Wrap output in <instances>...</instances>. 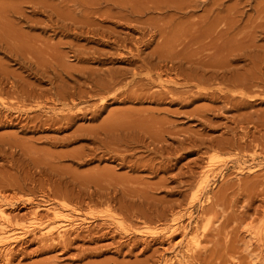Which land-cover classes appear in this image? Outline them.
<instances>
[{
  "label": "rangeland",
  "instance_id": "374dc122",
  "mask_svg": "<svg viewBox=\"0 0 264 264\" xmlns=\"http://www.w3.org/2000/svg\"><path fill=\"white\" fill-rule=\"evenodd\" d=\"M101 1H105V3L103 4ZM143 1L146 2L144 3L146 5H143ZM187 1L192 2L188 3ZM115 2L118 4L120 3V7L118 6V11L117 4L116 6L114 5ZM85 3L89 4V0H0V205L2 207L5 206L7 213L10 214V218L13 219L11 227L9 226L8 229L11 228V231H14L21 228L28 229V226H32L34 219V215L32 213L37 206L41 207L43 210L41 211V214H44H42V217L47 216L43 218L46 221L49 219H54V217L58 215L59 218L62 216V219H66V216H71L70 218L73 217L72 219L87 222L86 226H82L77 231H71L64 239L57 241L44 239L36 232L35 234L29 233L25 238L23 237V240H20L19 243L16 244L11 256L8 259L0 255V264H167L168 260L171 261L172 264H264L263 99H258V101L250 106L238 104L239 100L229 103L223 99H218L220 94L217 89L224 85V83L222 85L219 84L220 86H217L218 84L216 83V85L214 83V85L210 84V86L213 88L209 85H206L207 87L204 86V89H206L209 94H211L210 96H213L214 94L213 98L211 97V99L214 101L210 100L209 94L206 95L208 98L200 97L198 94H196V90H192V87H190L192 91L188 90L190 88H186L187 90L180 89L179 91H175L173 96L175 95L174 98L176 100L173 98V96L170 97L169 94H161L162 98L160 101L158 99H154L153 101L151 99L150 101V98H145L142 99V101L139 100V102L134 100V103V101H127L124 100V98H120L118 100L116 99L117 101L113 99L111 100V103L108 105V107L101 114L97 115L96 118H93L94 110L90 111V109H88V113L85 117L86 120L78 119L76 123L74 122L73 125L70 126L57 125L52 128L48 126L35 127L33 124H27L26 122L17 123V120H14L15 116H12L9 119H4V117H7L9 114L7 105L12 106V108L18 107L21 112H27V110L30 112L36 109L38 102L37 99L32 101L26 100V104L17 102L15 96L11 94L14 90L13 85L22 84L23 86L20 85L22 86L21 88L27 90L32 83V87L34 86V88H38L37 85H39L43 90L49 89V81L51 75L54 74V71L53 69L51 70L50 65H48L49 68L46 69H48V71L50 69L49 73L51 75H48L45 78L40 77L45 66L53 62H50V60L59 59L57 64L56 62L52 64L53 67H55V69L58 71L61 70L63 72L72 74H77L75 72L83 69V67L92 70H112L110 72L118 74H123L126 72L129 73L131 69L133 71L135 67H140L142 64L137 62L139 59L136 57L133 59V56H130L131 54L129 48H131L134 44L132 41H130L131 44H128L130 38L133 40V42L137 37L140 38L142 36H144L145 41H149V39H151L150 42L152 44L150 43V46L146 47L145 49L143 48L144 50H142L141 59H146L147 55H144L147 53L149 54L148 62H150L152 65L154 64L153 66L157 65V63L160 61V63L163 62L164 64L165 62H168V69H170L172 66L171 63L169 64V58H171L173 54L170 53L169 55L168 51H173L175 46V48L179 47L177 50L174 49L173 52L175 55L181 54L182 56L185 55L186 57H191V55H194V59L197 60L199 58H196V56L200 53V56H202V54L204 56L208 54L205 50L207 49L208 43L209 45H212V42H215L213 45H218L219 43L216 42H221L219 40H222V37H224L225 41L223 39V43L221 42L222 44L220 43L219 45H223V47L225 46V50L227 48V51H230V48H232V50H237L241 45L247 46L254 44L255 41V45H263V48L256 45L255 49L262 53H260L261 56L264 54V29L260 31V28H264V0H96V2L95 0L94 2L91 0L90 6H92L94 3L93 6L96 8V10L94 7L93 10L95 12L101 11L100 15L98 14L99 12L94 13L92 9V11L89 10L88 8L91 7ZM95 3L98 4L99 7ZM100 4H102L103 10ZM156 5L158 7L159 5H162L160 6V9L162 10H158L159 8ZM171 5L173 9L176 7L175 9H178V11H180L182 8V11L178 13L172 8L171 10ZM173 5L176 6L174 7ZM144 6H147L146 8L148 9L149 7L150 9L147 10ZM190 6H194V8H190ZM134 7L136 9L138 8V10H136ZM139 7L142 8L143 11ZM164 7H168L170 10H167L168 8L165 9ZM110 9L111 18H114L115 20L116 18L117 20H119V18H123L122 20L125 22L121 20L120 21L124 22V24L116 23L113 21L114 19L112 20L110 18V15H108L110 13ZM139 9L142 11V15L139 14ZM211 10L213 13H209ZM105 11L106 13H104ZM183 11L185 12L183 13ZM72 12L74 14L76 13V16H74ZM171 13L174 16H172ZM186 13H188V15ZM229 13H232L233 16ZM117 14L119 17L115 16ZM122 14H124L126 17H124ZM133 14H135V16ZM176 14L179 16L175 18ZM212 14H215V17H213ZM51 15L54 17H51ZM58 15L63 19L65 18L67 20V24H65L66 20H63ZM71 15L72 17L70 18ZM82 15L84 17H82ZM220 15V18L215 19ZM85 16H88L87 18H93L88 19L89 22H87L86 25L85 23L87 20H84L86 18ZM106 16L108 20H106ZM136 16L138 19H136L137 21L135 20ZM168 16H172L173 18H168ZM208 16L210 18H208ZM75 17L77 22L76 19H72ZM187 17L192 20L191 24ZM222 17H224V19ZM109 18L111 20H109ZM129 18H133L135 20H131L133 24H130ZM147 18L150 20L154 19V21L152 20L149 22V20L147 21ZM163 18H168V22H166L165 19L162 20ZM193 18L195 20H193ZM199 18H201L202 21L200 20L199 22H194L198 21ZM221 18L223 20H221ZM170 19L175 20V25L172 24L173 20L171 21ZM181 19L183 20V23ZM204 19H207L208 21H206L209 23L208 24L206 21V23L204 22V25H206L204 26L205 29L202 25ZM50 20L52 21L50 22ZM70 20H73L71 22L75 21L76 24H79L76 25L75 22L69 23ZM144 20L148 23L143 22ZM157 20L160 25H164V28H162L158 22H156ZM140 21L142 24H145V26L143 25L144 28H142L143 26ZM152 22H154V26H156L155 23H157L158 27L156 26L153 28ZM192 22L198 25H194ZM220 22H222V26L219 28L221 29L219 31L217 26L220 27ZM51 23L54 25L56 24L55 26H58L53 27ZM165 23H168V25ZM210 23L212 24V28ZM256 23H258L259 26ZM180 24L183 25L182 28H180ZM187 24L189 26L186 27ZM135 25L137 27H134ZM147 25H149L152 29H150L149 26L147 27ZM159 26L161 29H166L165 31L167 33L164 30L161 33ZM207 26H209L208 29L206 28ZM255 26L258 29H256ZM214 27L215 29H213ZM251 27H254L255 31L254 29L252 30ZM61 28H64V30H61ZM113 28L120 33H115ZM133 28L136 30H133ZM156 28L159 30L156 31ZM187 28L188 30H192V28L194 30H192L193 32L189 31V34V32H187ZM209 28L213 31L212 32L210 30L212 33L216 31V37L212 33L211 35L209 34ZM229 28L230 30H228ZM76 29H78L77 31L79 32H77ZM93 29L95 33L100 31L101 34L107 36V39L105 38L102 40L103 35H101L102 38L100 35H96L98 37L93 36V39H91L92 37L90 36L88 39L89 36H87V32L89 30L93 31ZM178 29L183 30H181V32ZM198 29L199 31H197ZM206 29L207 31H205ZM73 30H75L77 33H75ZM196 31L199 32V35L196 34ZM163 32L167 35L172 32L170 36L168 35L169 37L167 36L169 38V42H167L168 38L165 37L166 35L163 34ZM178 32L183 33L184 35H182L184 37L187 36L186 34L188 33L189 36H187V41L185 38L187 43L183 42L184 37H182V35H180ZM201 32L203 33L200 36ZM206 32H208V34ZM69 33L72 34L69 36ZM150 33H153V35ZM247 33H249V36ZM63 34L66 36H63ZM83 34L85 35V38ZM191 34L192 36L190 37ZM111 35L113 38H111ZM132 35H134L136 38ZM177 35L178 37L176 38ZM203 35L206 36L203 38ZM207 35L212 37V39L208 37L210 40H212L208 41V43L207 40L209 39L207 38ZM123 36H125V39H128L127 44L125 45L126 48L120 46L116 48V46L113 45L112 40H115L116 38L121 40ZM160 36L161 38L164 36L167 40L161 39L163 42H160ZM256 36L257 38H255ZM180 37L183 39V41H181L182 39L179 40ZM189 37L191 39H189ZM196 37L197 39L199 37L201 38L202 41L199 38L201 43L196 39ZM245 38L247 39L245 40ZM192 40V44L189 43V41ZM35 41L37 43H34L33 45L35 46L32 47V43ZM30 42L32 43L30 44ZM46 42L50 43L51 45L46 46ZM57 42L58 44H61V46L56 45ZM164 42L166 45L163 44ZM180 42H183L182 44L184 47L180 46ZM44 43V47H48V50L46 49L47 51L43 50L45 49L43 48ZM161 43L163 46H160ZM184 43H189L190 47H192L191 49L187 47L190 49L189 51H192L190 53L191 55L189 52H187L188 50H185L186 46ZM202 43L207 44L204 45ZM28 44L30 47H27ZM52 44L56 47H51ZM168 44L176 45L174 47L171 46L170 50L168 49V51H166L165 47H167ZM189 44L187 46H189ZM200 44H202V46ZM41 45L43 49L41 48ZM83 45H86V47ZM156 45L158 49L164 50H160L159 52L162 53L161 55L165 56L162 58L163 61L162 59H159V55L155 54V52L158 50L155 48ZM52 48H56L55 51H61L64 53V56L67 59L64 58L63 54L61 55V52L60 58L59 52L57 53L53 51V54L55 53L54 55H56L55 57L51 53L53 50ZM81 48H87L86 50H88V52L85 51V49L81 50L83 52H80ZM124 49H126L127 52ZM132 49H134V45ZM33 50L38 51L39 55ZM184 50L186 51L187 55L184 53ZM32 51L35 52V57L33 55L34 60L32 59L33 57L31 55L33 53H30ZM44 51L45 54L47 52L45 56ZM48 51L52 55H48ZM76 51H78L80 56L77 55L78 53H76ZM84 51L89 55L87 54V56H84L86 54ZM143 51H145V53H143ZM152 51H154L155 60H153V55V58L150 57L153 53ZM196 51H199L200 53L198 54ZM23 52L26 54L24 57L26 58L27 63L23 57ZM94 52L96 53V56ZM193 52L196 53L194 54ZM18 53H20V55ZM27 53H29L30 56ZM65 54L68 55L66 56ZM127 54H129L130 57H127ZM27 55L29 61L31 60L32 62L30 61L29 63ZM47 55L49 57H47ZM122 55L125 57H122ZM168 55L169 58L167 57ZM36 56H41V59H39L41 61L38 62L44 63L42 64L44 67L41 66V69H43L42 71L39 66L41 63L38 65V62L35 59ZM81 56L83 57L79 59L86 60L85 57L89 58L87 59L88 62H81V60L78 59V57ZM44 57H46V61ZM164 58L165 60L168 58V61H165ZM63 60L65 62L61 63L60 61ZM135 61L137 62V64L134 65L135 67H132V65L128 64V62ZM154 62H156V64ZM66 63L69 66L65 65ZM24 64L26 66L27 64L34 66L27 67L31 70L30 71ZM63 64L65 67L62 68V66H64ZM248 64V62L245 63L244 61L235 63L236 66L239 65L238 67H245ZM185 65L186 66H183L185 71H182V68L180 73L177 72L179 75L175 76L174 74L176 72H174L171 78L174 81H179L180 79L178 80V78H182V82H180L181 80L179 81V85L181 86H184V83L186 84L187 77L185 76H188L191 73V64ZM37 66L39 68H37ZM72 67L74 69L77 68L78 71L76 69L74 70ZM188 67L189 73H187ZM65 68H67L68 71H66ZM69 68L71 69L69 70ZM139 69L141 71L143 70V68ZM140 70H138V72H141ZM245 72L246 71L239 72L240 76L242 75L240 78L246 79L247 76H250L249 73ZM194 73L195 72L192 74ZM144 75L145 72L142 74L143 77H140L142 80L145 79ZM66 76V79H72L68 75ZM48 77H50L49 80ZM46 78L47 80H44ZM123 78L125 83L127 80H129V76H124ZM126 78L127 80H125ZM167 79L168 78H166V80ZM40 80L43 81L39 82ZM18 81L21 82L18 83ZM70 82L71 81L68 80L67 84L72 86V82ZM28 83L30 84L29 86L27 85ZM254 84H259V82ZM132 86L133 85H131L129 88H132ZM157 87V84H154L151 93L154 92V89H157ZM224 87L225 86L222 88ZM134 89L135 88L133 87L130 89V91H134ZM158 89L160 88L158 87ZM252 89L250 90L251 93L253 91L252 94L250 93L251 95L260 94V96L263 95L264 97V93H262L263 89H256V87L255 91ZM215 90L218 93H216ZM240 90L241 89L238 88L236 91ZM162 91L163 90H161V92ZM180 92H182V94ZM197 96H199V100H197ZM187 97H189L190 100ZM192 97L194 100H191L193 99ZM214 97H216L217 100ZM146 99L150 102H147ZM233 105L236 107L234 108ZM225 106L226 109H224ZM82 107L85 108V105H82ZM136 109L137 112L142 115V119L141 115L135 111ZM140 109L142 110V113ZM203 109H205V111H202ZM206 109L209 110L206 111ZM123 110L125 112H123ZM129 110L134 111V113L130 112ZM145 112L148 113L144 116ZM5 113L7 114L5 115ZM122 113L124 115L120 116ZM117 114H119V118L121 120L118 119ZM129 114L134 117L130 115L131 118L129 119L130 116L126 117V115L128 116ZM110 119L115 120L117 124H121L123 128H133L135 122H138L140 124L137 126V128L140 127L145 129L144 126L146 127L149 125L148 127H150V129L146 127L149 132L153 129L155 133L159 134L158 132L160 131L162 138H165L162 140H167V143H163L164 147H167V150H165V147V151H163L165 153L162 152L164 155L160 154L159 156H155L151 153V151H149L148 146L152 143L150 139L151 136L149 135L151 133V135H153V131L150 133L148 132V134H144L147 138L143 135V133L140 134V136L142 135L145 140L140 139V145L142 144L141 147L139 143L135 145L136 147L133 145V148L130 149V152H132V156L134 157H132L131 153H129V156L131 157H129L125 162L120 161V157L107 152L108 150L106 149H98L97 145L93 143V136L91 132H94L97 127L98 130L102 126L105 128L106 124L107 127L111 122ZM9 120L13 122H7ZM144 120L146 121L144 122ZM122 121L126 126H124ZM128 123L130 125L127 126ZM151 124L152 126L154 125V127L150 126ZM241 126H244L245 128L242 127L243 131L241 130L240 132L239 128L241 129ZM102 128L100 130H102ZM137 128L136 130H138ZM157 128L158 131L156 132L155 130H157ZM165 130L167 132H165ZM246 131L248 133L250 132L248 135L249 138L244 137V133ZM172 132L174 133L173 135ZM165 133L167 135H165ZM240 133L244 138L240 137ZM120 134L123 135L124 133ZM240 139H244L245 141L243 140L241 142ZM142 140L144 141L145 145L143 144ZM153 147L154 145H152L150 149ZM165 158H167L170 162H168V160ZM144 159L146 160V163L148 162L147 164L144 162ZM139 161L140 163H138ZM207 162H211L212 164L206 165ZM143 163L146 165H143ZM214 163L217 164L215 165ZM150 165H154L152 166L153 169ZM209 165L217 166H214L216 169L215 172H217L215 175L217 174V176L214 175V177H212V179L214 178V183L211 182L209 187L210 189H208V197L211 198V201L209 200L210 202L204 203L202 205L201 203L197 202L193 205L191 198L195 192V185L198 182L197 180L200 179V174L203 172L200 170L203 169V166H205V169L206 166ZM223 166L224 171L223 168H221ZM124 187H127L125 188L126 190H124ZM133 187L135 190L137 189L141 192L139 191L138 193L137 191L133 190V193L130 190V188L133 189ZM140 196H144V199H141ZM113 198L116 200H113ZM45 208L51 210L53 209L54 212H47ZM189 212L193 215V220L189 226L191 231L190 237L187 239L182 236V233L180 234L178 232L173 236L172 239L168 241L164 240L166 239L164 237L166 232H168V227L172 225L170 224L171 221L173 219H178L179 217L180 221L184 222V225H186L190 222L188 221ZM31 226L29 228H31ZM248 228L252 230L251 232L258 233L262 240L257 241L253 239V236L249 235L248 233ZM192 230H198V234L201 236L200 243L194 250H190L187 245L188 241L192 238V235L195 234L194 232L192 233Z\"/></svg>",
  "mask_w": 264,
  "mask_h": 264
},
{
  "label": "bare ground",
  "instance_id": "6f19581e",
  "mask_svg": "<svg viewBox=\"0 0 264 264\" xmlns=\"http://www.w3.org/2000/svg\"><path fill=\"white\" fill-rule=\"evenodd\" d=\"M120 1V0H119ZM139 1V0H138ZM160 1V0H159ZM185 1V0H184ZM93 2H94V0H93ZM95 2H96V0H95ZM100 2V1H99ZM103 1H101V3H102ZM148 2V1H147ZM155 2V1H154ZM164 2V1H163ZM167 2V1H166ZM165 2V3H166ZM188 2V1H187ZM189 2H192V1H189ZM188 2V3H189ZM49 3V2H48ZM48 3H46V4H48ZM105 3V1L103 2V4ZM137 3V2H136ZM144 3H146V2H144L143 1V5H146V4H144ZM167 3H169V2H167ZM179 3V2H178ZM186 3V2H185ZM82 4V3H81ZM85 4H87V3H85ZM90 4H91V0H89V4H87V5H89L90 6ZM96 4V3H95ZM116 4H117V11L119 10L118 9V6L120 5V3L118 4V3H116L115 2V6H116ZM124 4H126V3H124ZM135 4V3H134ZM138 4V3H137ZM136 4V5H137ZM139 4L141 5V3L139 2ZM161 4V3H160ZM171 4V3H170ZM208 4V3H207ZM218 4V3H217ZM83 5V4H82ZM94 5V3L92 4V6H90L91 8H88L89 10H93V6ZM96 5H98V4H96ZM101 5V8H102V4H100ZM113 5V6H114ZM140 5H138V6H140ZM164 5V4H163ZM168 5V4H167ZM185 5V4H184ZM190 5H192V4H190ZM214 5V4H213ZM107 6H108V4H107ZM112 6V7H113ZM135 6V5H134ZM137 6V7H138ZM147 6H148V4H147ZM147 6H144L145 8L147 7ZM157 6V5H156ZM160 6H162V5H159V9L158 10H162V9H160L161 7ZM174 6V5H173ZM176 6V5H175ZM174 6V7H175ZM179 6V5H178ZM217 6V5H216ZM47 7V6H46ZM98 7H99V5H98ZM98 7H97V9H98ZM104 7V6H103ZM120 7V6H119ZM121 7H122V5H121ZM126 7V6H125ZM128 7H129V5H128ZM142 7V6H141ZM156 7V8H157ZM170 7V6H169ZM95 8V7H94ZM114 8V7H113ZM135 8V7H134ZM140 8V7H139ZM144 8V9H145ZM154 8V7H153ZM165 8V7H164ZM166 8H168V7H166ZM165 8V9H166ZM172 8V5H171V7H170V9ZM176 8V7H175ZM173 9V10H176V9ZM181 8V7H180ZM190 8H194V6L193 7H191L190 6ZM105 9V8H104ZM124 9V8H123ZM130 9H131V7H130ZM136 9V8H135ZM140 9H142V8H140ZM140 9H139V11H140ZM147 9V8H146ZM150 8L148 7V9L147 10H149ZM169 8L167 9V10H170ZM171 9V10H172ZM182 9V8H181ZM180 9V11H182ZM189 9V8H188ZM83 10H85V9H83ZM91 10V11H92ZM95 10H96V8H95ZM102 10H103V8H102ZM106 10V9H105ZM127 10H128V8H127ZM136 10H138V8L136 9ZM153 10V9H152ZM229 10H231V9H229ZM17 11V10H16ZM81 11V10H80ZM94 11V10H93ZM108 11H109V9H108ZM114 11V10H113ZM113 11H112V14H113ZM131 11H132V9H131ZM130 11V12H131ZM138 11V12H139ZM142 11H143V9H142ZM142 11H140L139 12V14H141L142 15ZM160 11H158V12H160ZM166 11V10H165ZM180 11H178V9L176 10V12H180ZM74 12V11H73ZM72 12V13H73ZM96 12H99L98 14L100 15V12L101 11H96ZM95 11H94V13H96ZM120 12V11H119ZM128 12V11H127ZM127 12H125V13H127ZM168 12V11H167ZM175 12V11H174ZM185 11H183V13H184ZM209 12V11H208ZM212 12V10L209 12V13H211ZM53 13V12H52ZM57 13V12H56ZM72 13H70V14H72ZM78 13V12H77ZM81 13V12H80ZM83 13H84V11H83ZM104 13H106V11L104 12ZM118 13V12H117ZM129 13V12H128ZM182 13V12H181ZM213 13V12H212ZM214 13H216V12H214ZM221 13V12H220ZM67 14V13H66ZM74 14V13H73ZM76 14V13H75ZM74 14V16H76ZM79 14V13H78ZM86 14V13H85ZM90 14H91V12H90ZM102 14V13H101ZM111 14V9H110V13L108 14V15H110ZM115 14V13H114ZM136 14H137V12H136ZM138 14V15H139ZM144 14V13H143ZM149 14V13H148ZM153 14H154V12H153ZM175 14V13H174ZM187 15H188V13H186ZM186 14H184V15H186ZM193 14H194V12H193ZM219 14V13H218ZM230 15H232V13H229ZM240 14V13H239ZM105 15H107V14H105ZM104 15V16H105ZM107 15V16H108ZM119 15H120V13H119ZM123 16H124V14H122ZM128 15V14H127ZM134 16H135V14H133ZM168 15V14H167ZM171 15H172V13H171ZM182 15V14H181ZM186 15V16H187ZM213 15V14H212ZM215 15V14H214ZM213 15V17H215ZM241 15H242V13H241ZM262 15V14H261ZM56 16V15H55ZM59 16V15H58ZM107 16H106V20H108V18H107ZM114 16V15H113ZM116 17L118 16V14L117 15H115ZM121 16V15H120ZM122 16V17H123ZM133 16V17H134ZM145 16V15H144ZM144 16H142V17H144ZM172 16H174V15H172ZM170 17V16H168V18H173V17ZM179 15H177L176 14V16H175V18L176 17H178ZM190 16H192V15H190ZM211 16V15H210ZM233 16V15H232ZM243 16V15H242ZM51 17H54V16H52L51 15ZM59 17H61V16H59ZM65 17V16H64ZM69 17V16H68ZM67 17V18H68ZM72 17V15L70 16V18ZM82 17H84L83 15H82ZM86 18L88 17V16H85ZM101 17V16H100ZM119 17V16H118ZM124 17H126V16H124ZM139 17V16H138ZM183 17V16H182ZM181 17V18H182ZM189 17V16H188ZM187 17V18H188ZM193 17V16H192ZM195 17V16H194ZM205 17V16H204ZM212 17V16H211ZM212 17V18H213ZM217 17V16H216ZM221 17V15L220 16H218L217 18H215V19H218V18H220ZM264 17V16H263ZM50 18V17H49ZM62 18V17H61ZM70 18H68V19H70ZM78 18H80V17H78ZM84 19V20H87L86 21V23H85V25L87 24V22H89L88 21V19H90V18H92V17H90V18H87V19ZM110 18H111V15H110ZM109 18V20H111ZM141 18V17H140ZM149 18V17H148ZM147 18V21L149 20V22H151L152 20L154 21V19H148ZM167 18V19H168ZM197 18H198V16H197ZM208 18H210L209 16H208ZM207 18V19H208ZM223 19H224V17H222ZM221 18V20H223ZM259 18V17H258ZM50 19H52V18H50ZM63 19V18H62ZM72 19H76V17L75 18H72ZM81 19H83V18H81ZM93 19V18H92ZM91 19V20H92ZM100 19V18H99ZM98 19V20H99ZM102 19H103V17H102ZM105 19V18H104ZM114 19V18H113ZM112 19V20H113ZM123 19V18H122ZM122 19H120L119 18V20H117V18H116V20L114 19L113 21L114 22H116V23H123L124 24V20H122ZM133 19V18H132ZM132 19H130L129 18V20H130V24L132 23V21L134 20H132ZM137 19V16H136V18H135V20ZM165 19V21L166 22H168V20L166 19V18H163L162 20H164ZM183 19V18H182ZM181 19V20H182ZM189 19V18H188ZM207 19H204V21H203V27L204 26H206V25H204V22L207 20ZM61 20V19H60ZM63 20H66L65 18L63 19ZM83 20V21H84ZM124 21V22H121V21ZM132 20V21H131ZM134 20V21H135ZM138 20V19H137ZM136 20V21H137ZM141 20V19H140ZM143 20V19H142ZM171 20V19H170ZM173 20V19H172ZM171 20V21H172ZM178 20V19H177ZM184 20V19H183ZM183 20H182V23H183ZM193 20H195L194 18H193ZM198 20V19H197ZM201 20V18H199V20L198 21H194V22H199ZM213 20V19H212ZM220 20V21H221ZM235 20V19H234ZM52 20H50V22H51ZM71 21H73V20H70V22L69 23H74V22H71ZM80 21H82V20H80ZM113 21H112V23H113ZM118 21H120V22H118ZM147 21H143V22H145V23H148ZM170 21V22H171ZM174 21L175 20H173V22H172V24H174ZM189 21H190V24H191V19H189ZM202 21V20H201ZM208 21V20H207ZM206 21V22H207ZM211 21V20H210ZM216 21V20H215ZM219 21V20H218ZM227 21V20H226ZM53 22H54V20H53ZM76 22H77V19H76ZM76 22H75V24H76ZM78 22H79V20H78ZM85 22V21H84ZM93 22V21H92ZM91 22V23H92ZM101 22V21H100ZM126 22H128V21H126ZM141 22V21H140ZM139 22V23H140ZM156 22H158V20L156 21ZM169 22V23H170ZM178 22V21H177ZM194 22H192V23H194ZM205 22V23H206ZM259 22V21H258ZM56 23V22H55ZM90 23V24H91ZM106 23H108V22H106ZM185 23V22H184ZM208 23V22H207ZM212 23V22H211ZM210 23V24H211ZM215 23V22H214ZM262 23V22H261ZM52 25H53V27L57 24H53V23H51ZM65 24H67V20H66V22H65ZM79 23H77L76 25H78ZM93 24V23H92ZM96 24V23H95ZM105 24V23H104ZM114 24V23H113ZM123 24H121V25H123ZM129 24V23H128ZM133 24V23H132ZM138 24V23H137ZM141 24H142V22H141ZM141 24H140V28H141ZM152 24H153V28L154 27H158V24H159V22H158V24L157 23H155L156 24V26H154V22H152ZM162 24V23H161ZM165 24H167L168 25V23H165ZM172 24L170 23V25L172 26ZM209 24V23H208ZM207 24V25H208ZM226 24V23H225ZM231 24V23H230ZM257 25H258V23H256ZM264 24V23H263ZM71 25V24H70ZM81 25V24H80ZM97 25V24H96ZM118 25V24H117ZM116 25V26H117ZM126 25V24H125ZM124 25V26H125ZM145 26V24H142V26ZM160 25V24H159ZM175 25V24H174ZM181 25V24H180ZM194 25H198V24H195L194 23ZM214 25V24H213ZM217 25H219V24H217ZM246 25V24H245ZM50 26V25H49ZM48 26V27H49ZM58 26V25H57ZM57 26H55V27H57ZM101 26V25H100ZM120 26V25H119ZM129 26V25H128ZM144 26L142 27V28H144ZM149 25H147V27H148ZM162 28H164L163 26V24L162 25H160ZM159 26V28L161 29V27ZM187 26H189L188 24L186 25V27ZM201 26V25H200ZM210 26V25H209ZM209 26H207L206 28L208 29V27ZM221 26H222V22H220V27L219 26H217L218 28V30L220 31L221 29H219V28H221ZM225 26V25H224ZM259 26V25H258ZM52 27V26H51ZM60 27H62V26H60ZM90 27V26H89ZM93 28H95L94 26H92ZM103 27V26H102ZM132 27V26H131ZM134 27H137L136 25L134 26ZM173 27V26H172ZM183 27V25H181V27L180 28H182ZM185 27V28H186ZM203 27H202V29H203ZM216 27V26H215ZM215 27L213 28V29H215ZM246 27V26H245ZM50 28V27H49ZM59 28V27H58ZM78 28V27H77ZM116 28V27H115ZM120 28V27H119ZM149 28H150V26H149ZM166 28H167V26H166ZM189 28V27H188ZM188 28H187V30H188ZM191 28V27H190ZM211 28H212V24H211ZM249 28V27H248ZM252 28V30L254 29V27H251ZM255 28L256 29H258L256 26H255ZM60 29V28H59ZM97 29V28H96ZM101 29V28H100ZM104 29V28H103ZM105 29H106V27H105ZM112 29V28H111ZM114 29V28H113ZM130 29H132V28H130ZM135 28H133V30H134ZM148 29V28H147ZM150 29H152V28H150ZM168 29V28H167ZM170 29V28H169ZM174 29V28H173ZM201 29V30H202ZM204 29H205V27H204ZM207 29L205 30V31H207ZM223 29V28H222ZM238 29V28H237ZM261 30L260 31H262V29H264V28H260ZM47 30V29H46ZM56 30V29H55ZM58 30V29H57ZM61 30H64V28L62 29L61 28ZM78 29H76V31H77ZM80 30H82V29H80ZM99 30V29H98ZM115 30V33H120V32H117V30L116 29H114ZM128 30V29H127ZM136 30V29H135ZM156 31H158L159 29H155ZM164 29H161L160 31H161V33H162V31H163ZM166 30V29H165ZM164 30V31H165ZM172 30V29H171ZM176 30V29H175ZM178 30H183V29H178ZM192 30H194L193 28H192ZM191 29L190 30H188L187 32H193ZM200 30V31H201ZM211 29L209 28V34L211 35V33L213 32L212 30V32L210 31ZM217 30V31H218ZM226 30V29H225ZM228 30H230V28L228 29ZM251 30V31H252ZM53 31H54V29H53ZM72 31V30H71ZM71 31H69V32H71ZM73 31H75V30H73ZM75 31V33H77V32H79V31H77L76 32ZM87 31V30H86ZM112 31V30H111ZM131 31V30H130ZM138 31H140V30H138ZM137 31V32H138ZM144 31V30H143ZM145 31H146V29H145ZM184 31H186V30H184ZM197 31H199V29L197 30ZM196 31V32H197ZM204 31V32H205ZM254 31H255V29H254ZM64 32V31H63ZM62 32V33H63ZM67 32V31H66ZM106 32H107V30H106ZM109 32V31H108ZM114 32V31H113ZM113 32H112V35H113ZM126 32V31H125ZM129 32V31H128ZM133 32H135V31H133ZM148 32V31H147ZM166 32V31H165ZM182 32V31H181ZM190 32H189V34H190ZM216 32V31H215ZM212 33L214 36H215V34L217 35V33ZM247 32V31H246ZM257 32H258V30H257ZM56 33V32H55ZM62 33H61V35H62ZM127 33V32H126ZM139 33V32H138ZM137 33V34H138ZM167 33V32H166ZM170 33V32H169ZM172 33V32H171ZM170 33V34H171ZM180 35H182L183 33H180V32H178ZM199 32H197L196 34H198ZM203 32H201L200 33V36H201V34H202ZM207 34H208V32H206ZM205 33V34H206ZM224 33V32H223ZM65 34V33H64ZM63 34V36H66V35H64ZM72 34V33H71ZM70 33H69V36L71 35ZM74 34V33H73ZM142 34V33H141ZM147 34V33H146ZM151 34V33H150ZM157 34V33H156ZM158 34H160V33H158ZM163 34H165L164 32H163ZM170 34H168L169 36H170ZM178 34V35H179ZM218 34H219V32H218ZM225 34V33H224ZM4 35V34H3ZM25 35V34H24ZM96 35H103V34H101L100 33V31H98V32H96L95 33V31H94V29H93V31H91V30H89L88 32H87V36H89L88 37V39L90 38V36L92 37L91 39H93V36L95 37ZM112 35H111V38H113L112 37ZM128 35V34H127ZM136 35V34H135ZM149 35V34H148ZM151 35H153V33L151 34ZM166 36V38H168L169 36L167 35V34H165ZM178 35L176 36V38L178 37ZM184 35V34H183ZM182 35V37H184ZM187 36H189L188 35V33L186 34ZM199 35V34H198ZM247 35L249 36V33H247ZM246 35V36H247ZM251 35V34H250ZM23 36V35H22ZM83 36H84V38H85V35L83 34ZM87 36H86V38H87ZM98 36H96V37H98ZM118 36V35H117ZM129 36V35H128ZM127 36V37H128ZM132 36H134V35H132ZM150 36V35H149ZM168 36V37H167ZM187 36H185L184 37V41H183V39L180 37L179 38V40L180 39H182L181 41H183V42H186L187 41ZM192 36V34L190 35V37ZM204 36H206V35H203V38H204ZM219 36V35H218ZM247 36V37H248ZM258 36V35H257ZM257 36L255 37V38H257ZM261 36V35H260ZM262 36H263V34H262ZM28 37V36H27ZM76 37V36H75ZM75 37H73V38H75ZM107 36H104L103 35V38H102V36H101V38H102V40L103 39H105ZM125 36H123V41H122V39L121 40H119V38L117 39H115V40H112V43H113V45L114 46H116V48L117 47H125L126 48V44H127V41H128V39H125L124 38ZM131 37V36H130ZM129 37V38H130ZM135 37V36H134ZM151 37H153V36H151ZM156 37V36H155ZM164 36L161 38V36H160V42L162 41V40H165L166 38H165ZM189 37V39H191ZM198 37V36H197ZM197 37H196V39H197ZM208 37H210L211 39H212V37L211 36H208L207 35V38ZM216 37V36H215ZM214 37V38H215ZM225 37H227V36H225ZM242 37V36H241ZM251 37V36H250ZM82 38V37H81ZM83 38V39H84ZM136 38V37H135ZM150 38V37H149ZM148 38V39H149ZM185 38H186V41H185ZM200 38V37H199ZM199 38L197 39V40H199ZM202 38V39H203ZM206 38V37H205ZM221 38V37H220ZM223 39H224V37H222ZM221 38V39H222ZM77 39V38H76ZM88 39H87V42H88ZM107 39V38H106ZM162 39V40H161ZM209 39V38H208ZM218 39V38H217ZM222 39V40H223ZM247 38H245V40H246ZM260 39V38H259ZM11 40H13V39H11ZM42 40V39H41ZM84 40H86V39H84ZM96 40H98V39H96ZM102 40H100V41H102ZM150 40L151 39H149V41L148 40H146V41H148V42H146L145 41V39H144V36H142V37H140V38H136L135 40H134V42H133V40H131V38H130V40L128 41V44H131L130 43V41H132V43H134L133 45H134V49H132V47H133V45H132V47L131 48H129V51H130V56H133V59H134V57H136L137 59H139L137 62H140L142 65L139 67H135L134 65L135 64H137V62L135 61V62H128V64L129 65H132V67H135L136 68V70H135V68H134V70L132 71V69L130 70V72L128 73V72H126V73H123V74H118V73H112V72H110V71H112V70H108V71H102V70H98V69H96V70H92V69H89V68H85V67H83V69H80L79 71H78V69L77 68H75L78 72H75V73H77V74H72V73H67V72H63V71H58L57 69H55V67H53V63H55L56 62V64H57V62L59 61V59H53V60H50V62H52V63H50V64H47V66H45V68H44V70L43 69H41V66L42 67H44L42 64H44V63H42V62H38V61H41V60H39V59H41V56H36V61L38 62V65H39V63H41L39 66H40V69H41V71H42V75H41V77L40 78H42V77H47L48 75H51L49 72H50V69H49V71H48V69H46V68H49L48 67V65H50V67H51V70L53 69V71H54V74L53 75H51V78L50 77H48V80H49V78H50V81H49V84H50V87H49V89H46V90H43L42 88H40V86L39 85H37V87L38 88H34V86L32 87V83H31V86H29L30 84L28 83L27 85L29 86V88L27 89V90H25L24 88H21L23 85L22 84H20V85H22V86H20V85H18V84H14L13 85V91H12V93L11 94H13L14 96H15V99L17 100V102L18 103H24V104H26L25 103V101L26 100H34V99H37L38 100V102H37V106H36V109L34 110V111H30V112H28V110H27V112H21L20 110H19V108L17 107V108H12V106H8L7 105V110L9 111V114L7 115V117H4V119H9V118H11L12 116L14 117L15 116V119L14 120H17V123L19 122V123H23V122H26L27 124H33L35 127H41V126H48V127H54V126H57V125H66V126H70V125H73V123L75 122L76 123V121L79 119V120H86L85 119V117H86V115H87V113H88V109H90V111H93V118H96L97 117V115H99V114H101L107 107H108V105L111 103V100H118V99H120V98H124V100H127V101H138L139 102V100H141L142 101V99H145V98H150V101H151V99H152V101L154 100V99H158L159 101H160V99L162 98V96H161V94L162 95H166V94H169L170 95V97L171 96H173V94H174V92L175 91H179L180 89L182 90V89H188V88H190V87H192L193 89L192 90H196V94H198L200 97H206V95H208L209 94V92L206 90V89H204V86H206V85H209L210 86V84H213L214 85V83L217 85V86H220V85H222L223 83H224V85H222V86H220L217 90L219 91V97L217 96V94H216V96L218 97V99L220 98V99H223V100H225V101H228L229 103H232V102H234V101H237V100H239L238 101V104H240V105H243V106H246V105H248V106H250V105H252V104H254L256 101H258V99H263L264 100V97H263V95L262 96H260V94H253V95H251L252 93H253V91H252V93H251V89L252 88H254V89H252V90H254L255 91V87H256V89H263L262 90V93H264V54L263 55H261L260 56V53L261 52H258V50H255L256 49V45H258V44H256L255 45V41H254V44H251V45H247V46H245V45H241V46H239L238 47V49H237V47H236V49L237 50H232V48H230V46H229V48L231 49L230 51H227V48H226V50H225V46L223 47V45H219L221 42L223 43V41L222 40H219V41H221V42H216V43H219L218 45H213V44H215V42H212V45L210 44L209 45V43H208V41H212V40H207V49H205L206 50V52L208 53L206 56H204L203 54H202V56H200L201 55V53L199 52V51H196V52H198V54L199 55H197L196 56V58H199V59H194L195 57H194V55H191L190 53L192 52V51H189L192 47H190V44L189 43H191V42H193V40L192 41H189V46H187L188 44H185V46H186V48L187 47H189L190 49H186L185 48V50L187 51V52H189V54L191 55V57H186L185 55H181V54H176L175 55V53L173 52L174 51V49H179V47L178 48H175L176 46V44L174 45H170V44H168L167 45V47H169V48H167V47H165V50L166 51H168V49L170 50V48H171V46H175L174 47V49H173V51H168V54L170 55V53H173L172 54V56H171V58H169V55L167 56L168 58H169V64L171 63L172 64V66H171V68L170 69H168L167 68V63L168 62H165V64L162 62V63H157V65H155V66H153L150 62H148L149 61V54H145L144 56H146V59H144V60H142L141 59V55H142V50H144L146 47H148V46H150L149 44L151 43L150 42ZM158 40V39H157ZM167 40V39H166ZM200 40H201V38H200ZM199 40V42L201 43V41ZM205 40V39H204ZM241 40V39H240ZM248 40H249V38H248ZM46 41V40H45ZM108 41H109V39H108ZM159 41V40H158ZM177 41H178V39H177ZM176 41V42H177ZM196 41V40H195ZM224 41H225V39H224ZM232 41V40H231ZM86 42V41H85ZM157 42V41H156ZM159 42V43H160ZM163 42V41H162ZM166 42V41H165ZM165 42L163 43V44H165ZM167 42H169V38H168V41ZM175 42V41H174ZM173 42V43H174ZM183 42H180L181 43V45L180 46H183L184 47V45L182 44ZM236 42V41H235ZM240 42V41H239ZM243 42L245 43V41L243 40ZM257 42V41H256ZM11 43V42H10ZM32 42H30V44H31ZM34 43H37L36 41L35 42H33L32 43V47H34L35 45H33ZM61 43H62V41H61ZM102 43V42H101ZM104 43V42H103ZM105 43H106V41H105ZM104 43V44H105ZM187 43V42H186ZM205 43V42H204ZM204 43H202V44H204ZM221 43V44H222ZM230 43V42H229ZM237 43V42H236ZM235 43V44H236ZM243 43V44H244ZM246 43H247V41H246ZM5 44V43H4ZM9 44V43H8ZM47 44H49V45H47ZM69 44V43H68ZM67 44V45H68ZM72 44H75V43H72ZM120 44V45H119ZM152 44V43H151ZM156 44V43H155ZM162 44V43H161ZM160 44V46H163V44L161 45ZM192 44V43H191ZM202 44H200L201 46H202ZM206 44H204V45H206ZM226 44H227V41H226ZM234 44V45H235ZM241 44V43H240ZM43 45V44H42ZM42 45H41V48H42ZM51 44L50 43H47L46 42V46H50ZM56 45H60L61 46V44H58V42H57V44ZM66 45V46H67ZM89 45V44H88ZM107 45V44H106ZM166 45V44H165ZM238 45V44H237ZM236 45V46H237ZM11 46V45H10ZM14 46H15V44H14ZM18 46V45H17ZM30 47V45L28 44L27 45V47ZM45 46V43H44V45H43V48H45L44 47ZM59 46V47H60ZM71 46V45H70ZM84 46V45H83ZM131 46V45H130ZM258 46H260V45H258ZM263 46V45H262ZM262 46H260V47H262ZM31 47V48H32ZM51 47H56L55 45H53L52 44V46ZM84 47H86V45L84 46ZM110 47V46H109ZM232 47V46H231ZM235 47V46H234ZM42 48V49H43ZM111 48H113V47H111ZM144 48V49H143ZM154 48V47H153ZM155 48H157L158 49V47H157V45H156V47ZM263 48V47H262ZM16 49H18V48H16ZM48 50V47L47 48H45V49H43V50H45V51H47ZM53 49V50H52ZM51 50H52V54H53V51H55L56 50V48L54 49V48H52ZM57 49H58V47H57ZM74 49V48H73ZM78 49V48H77ZM83 49H85V51H87L88 52V50H86L87 48H83ZM82 48L80 49V52H83V51H81V50H83ZM88 49H89V47H88ZM121 49V48H120ZM171 49V50H172ZM257 49H258V47H257ZM61 50V49H60ZM79 50V49H78ZM92 50V49H91ZM124 50H126V49H124ZM159 50V51H158ZM156 52H155V54L156 55H159V59H162L163 57H165L164 55H161L162 53H159L160 52V50L161 51H164L163 49H158ZM175 50V51H176ZM181 50V49H180ZM184 50V51H185ZM259 50H263V49H259ZM26 51V50H25ZM28 51V50H27ZM33 51H35V50H33ZM30 52V53H33V54H31L32 55V57H33V55L35 54V52L36 53H38V55H39V52L38 51H35V52ZM40 51H41V49H40ZM45 51H44V56L47 54V52H46V54H45ZM73 51V50H72ZM84 51V52H85ZM93 51H94V49H93ZM146 51V50H145ZM145 51H143V53H145ZM182 51V50H181ZM186 51L184 52V53H186ZM49 52V51H48ZM55 52H59V51H55ZM61 52V51H60ZM60 52H59V56H60ZM87 52H85L83 55L84 56H87ZM90 52V51H89ZM92 52V51H91ZM95 52H97V51H95ZM94 52V53H95ZM122 52V51H121ZM126 52H127V50H126ZM153 53L151 54V52H150V54H151V56L150 57H152V55H153V57H154V51H152ZM177 52V51H176ZM183 52V51H182ZM196 52H193L194 54L196 53ZM24 54H23V57L24 56H26V54H25V52H23ZM41 53V52H40ZM50 52L48 53V55L49 54H51ZM76 53H78V51H76ZM93 53V54H94ZM103 53V52H102ZM165 53V52H164ZM184 53H182V54H184ZM14 54V53H13ZM19 55H20V53H18ZM28 55H29V53H27ZM51 54V55H52ZM55 54V53H54ZM53 54V55H54ZM63 54V56H64V53H62L61 52V55ZM82 54V53H81ZM93 54H92V56H93ZM105 54V53H104ZM109 54V53H108ZM189 54H188V56H189ZM206 54V53H205ZM262 54V53H261ZM28 55H27V58H28ZM37 55V54H36ZM47 55V57H49ZM66 55V54H65ZM68 55V54H67ZM66 55V56H67ZM74 55V54H73ZM77 55H79L80 56V54L78 53ZM76 55V56H77ZM89 55V54H88ZM101 55V54H100ZM126 55V54H125ZM165 55H167V54H165ZM186 55H187V53H186ZM30 56V55H29ZM55 57H56V55H54ZM63 56H62V59H63ZM95 56H96V53H95ZM104 56V55H103ZM129 56V54H127V57ZM129 56V57H130ZM182 56V57H181ZM185 56V57H184ZM199 56V57H198ZM204 56V57H203ZM34 57H35V55H34ZM34 57L32 58L33 60H34ZM75 57V56H74ZM83 56H81V57H78V59L79 58H82ZM89 57V56H88ZM105 57V56H104ZM114 57V56H113ZM121 57V56H120ZM122 57H125V56H123L122 55ZM121 57V58H122ZM152 57V58H153ZM25 58V57H24ZM46 57H44V59H45ZM60 58H61V56H60ZM64 58H66L65 56H64ZM132 58V57H131ZM130 58V59H131ZM157 58V57H156ZM168 58L166 59L167 61H168ZM194 60H193V59ZM31 59V58H30ZM44 59H43V62H44ZM52 59V58H51ZM67 59V58H66ZM69 59V58H68ZM85 59L86 60H83V59H79V60H81V62H88V60L87 59H89V58H86L85 57ZM136 59V60H137ZM22 60V59H21ZM47 59H45V61H46ZM97 60V59H96ZM153 60H155V57H154V59ZM158 60V59H157ZM164 60H165V58H164ZM165 60V61H166ZM199 60H201V61H199ZM25 61H26V63H27V60H26V58H25ZM28 61H29V58H28ZM31 61V60H30ZM30 61H29V63H30ZM119 61H120V59H119ZM128 61V60H127ZM131 61V60H130ZM151 61V60H150ZM162 61H163V59H162ZM239 61H244L245 63L246 62H248L249 64L248 65H246L245 67H238V66H236L235 65V63H237V62H239ZM24 62V61H23ZM32 62V61H31ZM35 62V61H34ZM36 62V63H37ZM61 63L62 62H65L64 60L63 61H60ZM96 62H98V61H96ZM100 62V61H99ZM113 62V61H112ZM126 62V61H125ZM158 62V61H157ZM176 62V63H175ZM35 63V64H36ZM69 63V62H68ZM83 63V64H84ZM90 63V62H89ZM95 63V62H94ZM101 63V62H100ZM127 63V62H126ZM153 63V62H152ZM155 64H156V62H154ZM33 64V63H32ZM185 64H191V70H190V74L188 75V76H185V77H187V80H186V78H185V80H186V84L184 83V86H181V85H179V83L180 82H182V78H178V80L180 81H174V80H172L171 78H172V75H173V73L174 72H176L174 75L175 76H177V75H179L178 73H180V71H181V69L183 68V66H186ZM243 64V63H242ZM241 64V65H242ZM25 65V64H24ZM24 65H22V66H24ZM46 65V64H45ZM64 65V64H63ZM65 65H67V63L65 64ZM65 65L64 66H62V68L63 67H65ZM128 65V66H129ZM26 66V65H25ZM24 66V67H25ZM33 67V66H31V64H27V66H26V68L27 67ZM67 66H69V65H67ZM66 66V67H67ZM170 66V65H169ZM61 67V66H60ZM77 67V66H76ZM35 68V67H34ZM34 68H33V70H34ZM37 68H39L38 66H37ZM59 68V67H58ZM73 68V67H72ZM80 68V67H79ZM85 68V69H84ZM91 68H93V67H91ZM139 68H143V72L139 69ZM28 69V68H27ZM32 69V68H31ZM36 69V68H35ZM60 69V68H59ZM71 68H69V70H70ZM74 69V68H73ZM74 69V70H75ZM104 69V68H103ZM106 69V68H105ZM113 69V68H112ZM185 68H183L182 69V71L184 70ZM28 70H30V69H28ZM32 70V71H33ZM37 70H39V69H37ZM65 70L66 71H68V69L67 68H65ZM128 70V69H127ZM138 70H140L141 72H138ZM188 71H187V73H189V67H188V69H187ZM195 70V71H194ZM31 71V70H30ZM36 71V70H35ZM185 71V70H184ZM240 71H246L247 73H249L250 74V76H247L246 77V79L244 78H240L241 76H240ZM40 72V71H39ZM119 72V71H118ZM144 72H145V79H141L140 77H143L142 76V74H144ZM178 72V73H177ZM193 72H195L194 74H192ZM245 72V73H246ZM37 73V72H36ZM35 73V74H36ZM66 73V74H65ZM182 73V72H181ZM186 73V72H185ZM238 74H239V76H238ZM243 74V73H242ZM37 75H38V73H37ZM66 75H68L70 78H72V79H66ZM180 75H182V74H180ZM244 75V74H243ZM11 76V75H10ZM124 76H129V80H127V78L125 79V80H127L126 81V83L124 82ZM183 76V75H182ZM8 77V76H7ZM174 77V76H173ZM179 77H181V76H179ZM244 77V76H243ZM166 78H168L167 80H166ZM22 79V78H21ZM24 79V78H23ZM57 79V80H56ZM174 79H175V77H174ZM44 80H47V78L46 79H44ZM68 80L69 81H71L70 83L72 84V86H69L68 84H67V82H68ZM43 81V80H42ZM41 80L39 81V82H42ZM84 81V82H83ZM129 81V82H128ZM167 81V82H166ZM16 82V81H15ZM19 82H21V81H18V83ZM24 82V81H23ZM22 82V83H23ZM26 82V81H25ZM83 82V83H82ZM128 82V83H127ZM146 82V83H145ZM222 82V83H221ZM257 82H259V84H254V83H257ZM143 83V84H142ZM12 84V83H11ZM23 84H25V83H23ZM154 84H157V86L161 89V90H163L162 92H161V90L160 89H158V87H157V89H154L155 91L154 92H152L151 93V90H152V88H153V86H154ZM167 84V85H166ZM220 84V85H219ZM2 85V84H1ZM131 85H133L132 86V88L134 87L135 89H134V91H130V89H132V88H129ZM183 85V84H182ZM168 86H170V87H168ZM223 86H225L224 88H222ZM27 87V86H26ZM207 87V86H206ZM210 87H212V86H210ZM242 87H243V89H242ZM156 88V87H155ZM213 88V87H212ZM238 88L239 89H241L240 91H236V90H238ZM186 89V90H187ZM207 89H211V88H207ZM215 89V88H214ZM12 90V89H11ZM10 90V91H11ZM188 90H190V91H192L191 90V88L190 89H188ZM4 91V90H3ZM216 91V90H215ZM15 92V93H14ZM182 92H185V91H182ZM182 92H180L181 94H182ZM188 92V91H187ZM186 92V93H187ZM203 92H207L206 94L205 93H203ZM210 92H211V90H210ZM212 92H213V90H212ZM179 93V94H180ZM189 93V92H188ZM216 93H218L217 91H216ZM251 93V94H250ZM177 94V93H176ZM184 94V93H183ZM213 94V93H212ZM12 95V96H13ZM169 95H167V96H169ZM211 94H209V96H210ZM175 96V95H174ZM174 96H173V98H174ZM185 96V95H184ZM190 96V95H189ZM199 96H197L198 98H197V100H199ZM213 96H214V94H213ZM213 96H210V100H212V101H214L213 99H211V97L213 98ZM169 97V98H170ZM178 97V96H177ZM179 98V97H178ZM181 98V97H180ZM189 100H190V98L189 97H187ZM186 98V99H187ZM193 98V97H192ZM196 98V97H195ZM206 98H208V97H206ZM216 100H217V98L216 97H214ZM164 99V98H163ZM175 99V98H174ZM182 99V98H181ZM183 99H184V97H183ZM185 99V100H186ZM187 99V100H188ZM36 100V101H37ZM116 100V101H117ZM176 100V99H175ZM191 100H194V98L193 99H191ZM206 100V99H205ZM30 101V102H31ZM135 101H134V103H135ZM146 101L148 102L149 100H147L146 99ZM149 101V102H150ZM196 101V100H195ZM220 101V100H219ZM121 102V101H120ZM123 102V101H122ZM144 102V101H143ZM223 102V101H222ZM124 103H125V101H124ZM127 103V102H126ZM140 103H142V102H140ZM225 103V102H224ZM82 105H85V108H83L82 107ZM22 106V105H21ZM81 107V108H80ZM227 107H228V105H227ZM233 107H234V105H233ZM236 107V106H235ZM234 107V108H235ZM35 108V107H34ZM233 108V109H234ZM133 109V108H132ZM135 109V108H134ZM148 109V108H147ZM150 109V108H149ZM210 109V108H209ZM208 109V110H209ZM218 109H221V108H218ZM224 109H226V106H225V108ZM231 109V108H230ZM141 110V109H140ZM207 109H206V111H208ZM211 110V109H210ZM213 110H214V108H213ZM215 110H217V109H215ZM234 110H236V109H234ZM5 111V110H4ZM23 111V110H22ZM24 111H26V110H24ZM130 111V110H129ZM128 111V112H129ZM136 112H137V109L135 110ZM138 111H139V109H138ZM145 111V110H144ZM155 111V110H154ZM153 111V112H154ZM202 111H205V109H203ZM121 112V111H120ZM123 112H125L124 110H123ZM130 112H133L134 113V111H130ZM129 112V113H130ZM199 112V111H198ZM221 112V111H220ZM219 112V113H220ZM138 114H139V112H137ZM141 113H142V110H141ZM148 113V112H147ZM146 112L144 113V116H145V114H147ZM160 113V112H159ZM170 113H171V111H170ZM173 113V112H172ZM178 113V112H177ZM204 113V112H203ZM7 113H5V115H6ZM34 114V115H33ZM92 114V113H91ZM128 114V113H127ZM118 115V119L119 120H121L120 118H119V114H117ZM122 115H124L123 113L122 114H120V116H122ZM131 114H129L128 116L126 115V117H129ZM134 115V114H133ZM139 115H141V114H139ZM151 115V114H150ZM132 116V115H131ZM131 116L129 117V119L131 118ZM143 116V117H144ZM124 117V116H123ZM122 117V118H123ZM132 117H134V116H132ZM135 117H136V115H135ZM111 118V117H110ZM149 118V117H148ZM112 119H115V118H112ZM112 119H110L111 120V122H110V124H108V126L106 127V125H105V128L103 127H101L102 128V130H100L101 128H99V130H98V127H97V129H95V133L92 131L91 132V134H92V136H93V143H95L96 145H97V147H98V149H106V150H108L107 152H109V153H111V154H113V155H115V156H118V157H120L119 159H120V161H122V162H125V161H127L128 160V158L129 157H131L132 156V152H130V149H132L133 148V145L135 146V145H137L138 143H139V145H140V143H141V140L140 139H143V140H145L143 137H142V135L140 136V134L141 133H143V135L144 134H148V132H149V130H147L146 129V127H148L149 125H147V124H149V123H147L146 125V127L144 126V128L145 129H142V128H140V127H138L137 128V126H139V124L140 123H138V122H135V124H136V127H135V124L133 125V123H132V125L135 127V130H134V127L133 128H130V127H126V128H123L122 127V125L121 124H117V122H115V120H112ZM134 119H136V118H134ZM141 119H142V115H141ZM156 119V118H155ZM128 120V119H127ZM137 120V119H136ZM152 120V119H151ZM146 120H144V122H145ZM150 121V120H149ZM7 122H13V121H11V120H9V121H7ZM16 122V121H15ZM123 122V121H122ZM129 122V121H128ZM132 122H133V119H132ZM151 122V121H150ZM124 123V122H123ZM127 123V122H126ZM130 123V122H129ZM127 124V126L128 125H130V124ZM155 123V122H154ZM160 123V122H159ZM237 123V122H236ZM240 123V122H239ZM13 125V124H12ZM239 125H241V124H239ZM124 126H126L125 125V123H124ZM150 126H152V124L150 125ZM132 127V126H131ZM141 127H142V125H141ZM152 127H154V125L152 126ZM156 127V126H155ZM242 127L243 128H245L244 126H241V129L239 128V130H240V132H241V130H242ZM136 128L138 129V130H136ZM149 129H150V127H148ZM155 129V128H154ZM166 129V128H165ZM170 129V128H169ZM236 129V128H235ZM255 129V128H254ZM97 130V131H96ZM168 130V129H167ZM245 130V129H244ZM152 131H153V129H152ZM152 131H150V132H152ZM156 132L158 131V128H157V130H155ZM173 131V130H172ZM243 131V130H242ZM248 131V130H247ZM245 132L244 133V137L246 138V137H248V135H249V133L248 132ZM139 132V133H138ZM149 132V133H150ZM154 132V131H153ZM165 132H167L166 130H165ZM120 133H124L123 135H121ZM159 134H157V133H153V135H149V136H151L150 137V139H151V145L149 144V146L151 147L152 145H154V147L153 148H151L150 149V147L148 146V148H149V151H151V153L152 154H154L155 156H159L160 154L161 155H164V154H162V152L163 151H165V150H167V147H166V149H165V147H164V142H166L167 143V140L166 141H163L165 138H162V135L160 134V131L158 132ZM129 134V135H128ZM174 133L172 132V135H173ZM242 134H243V132H242ZM242 134L240 133V137H242ZM165 135H167L166 133H165ZM171 135V136H172ZM102 136H103V138H102ZM138 136H139V138H138ZM145 136V135H144ZM148 136V135H147ZM164 136V135H163ZM170 136V135H169ZM146 137V136H145ZM165 137V136H164ZM235 137H238V136H235ZM244 137H242V138H244ZM147 138V137H146ZM249 138V137H248ZM163 139V140H162ZM140 142H139V141ZM142 140V142H143V144H144V141ZM174 140V139H173ZM241 140V142L244 140H242V139H240ZM239 140V141H240ZM247 140V139H246ZM245 141V140H244ZM148 142V143H149ZM139 145H138V147H139ZM142 145V144H141ZM141 145H140V147H141ZM145 145V144H144ZM143 145V146H144ZM168 145V144H167ZM146 146H147V144H146ZM169 146V145H168ZM136 147V146H135ZM170 147V146H169ZM165 149V150H164ZM171 150H173V149H171ZM137 152V151H136ZM167 152V151H166ZM169 152V151H168ZM129 153H131V156H129L130 154ZM163 153H165V152H163ZM174 155V154H173ZM96 156V155H95ZM153 156V155H152ZM171 156V155H170ZM132 157H134V156H132ZM162 157H164V156H162ZM161 158V157H160ZM168 158V157H167ZM167 158H165V159H167ZM118 159V158H117ZM137 160V159H136ZM145 160V159H144ZM143 160V161H144ZM150 160V159H149ZM156 160V159H155ZM163 160H164V158H163ZM168 160V159H167ZM172 160V159H171ZM157 161V160H156ZM166 161V160H165ZM145 163H146V160L144 161ZM150 162H151V160H150ZM149 162V163H150ZM155 162V161H154ZM167 162V161H166ZM168 162H170L169 160H168ZM167 162V163H168ZM138 163H140V161L138 162ZM148 163V162H147ZM146 163V164H147ZM152 163V162H151ZM142 164V163H141ZM146 164H144L143 163V165H146ZM164 164H166V163H164ZM163 164V165H164ZM208 164H212L211 162L209 163V162H207L206 163V165H208ZM215 165L217 164V163H214ZM136 165V164H135ZM149 165V164H148ZM168 165V164H167ZM215 165H209V166H206V168L204 169V167L205 166H203V169L202 170H200V171H203L201 174L200 173H198V174H200L201 176H200V179L199 180H197L198 182H197V184L195 185V192L193 193V195H192V198H191V200H192V204L194 205L195 203H197V202H199V203H201V205L202 204H204V203H207V202H210L211 200V198L210 197H208V189H210L209 187H210V184H211V182H213L214 181V178L212 179V177H214V175H215V173H217V172H215V167H217V166H215ZM151 166V165H150ZM152 166H154V165H152ZM152 166H151V168H152ZM156 166V165H155ZM161 166V165H160ZM159 166V167H160ZM165 166V165H164ZM169 166V165H168ZM171 166V165H170ZM215 166V167H214ZM146 167V166H145ZM148 167V166H147ZM162 167V166H161ZM160 167V168H161ZM219 167H220V165H219ZM139 168V167H138ZM144 168V167H143ZM149 168V167H148ZM221 168H223V171H224V166L223 167H221ZM220 168V169H221ZM153 169V168H152ZM159 169V168H158ZM165 169V168H164ZM168 169V168H167ZM201 169V168H200ZM225 169H226V167H225ZM149 170H151V169H149ZM241 170V169H240ZM156 171L158 172V170L156 169ZM155 171V172H156ZM151 172V171H150ZM153 172H154V170H153ZM242 172V171H241ZM220 173H222V172H220ZM218 174H219V172H218ZM223 174V173H222ZM192 175V174H191ZM220 175V174H219ZM193 176V175H192ZM215 176H217V174L215 175ZM199 177V176H198ZM191 178H193V177H191ZM141 179V178H140ZM198 179V178H197ZM127 180V179H126ZM192 180V179H191ZM217 180V179H216ZM195 181H196V179H195ZM120 182V181H119ZM118 182V183H119ZM125 182V181H124ZM214 183V182H213ZM130 184V183H129ZM141 184V183H140ZM181 184V183H180ZM194 184V183H193ZM192 184V185H193ZM114 185V184H113ZM117 185V184H116ZM120 185V184H119ZM123 185V184H122ZM130 186V185H129ZM191 186V185H190ZM131 187V186H130ZM138 187V186H137ZM121 188V187H120ZM125 188H127V187H124V190H126ZM122 189V188H121ZM123 190V189H122ZM128 190H129V187H128ZM130 190L133 192V190H135L134 189V187H133V189H131L130 188ZM156 190V189H155ZM130 191V192H131ZM135 191H137L138 193H139V191L140 190H135ZM151 191V190H150ZM129 192V193H130ZM141 192V191H140ZM134 193V192H133ZM136 193V192H135ZM143 193H145V192H143ZM142 193V194H143ZM141 194V195H142ZM146 194V193H145ZM138 195V194H137ZM136 195V196H137ZM140 195V194H139ZM127 196V195H126ZM135 196V195H134ZM144 196H146V195H144ZM143 196V197H144ZM141 197V196H140ZM143 197H141V199L143 198ZM115 198V197H114ZM113 198V200H116V199H114ZM136 198V197H135ZM146 198V197H145ZM144 199V198H143ZM210 200V201H209ZM142 201V200H141ZM46 209V208H45ZM193 209V208H192ZM191 209V210H192ZM34 212L32 213L33 215H34V219H33V224H32V226H31V228H29L30 226H28V229H24V228H21V229H17V230H14V231H11V228L10 229H8V227L10 226L11 227V223H12V220L13 219H11L10 218V214L9 213H7V210H6V208H5V206L4 207H2L1 205H0V255H2L4 258H6V259H8L10 256H11V254H12V252H13V250H14V248H15V246H16V244H18L19 243V241L20 240H23V237L25 238L26 237V235L27 234H29V233H34L35 234V232L36 233H38V235H40V237H42V238H44V239H48V240H52V241H57V240H62V239H64L71 231H77V230H79L82 226H86L87 224V222L85 221H80V220H77V219H72V218H70V217H67L66 215V219H62V216H61V218H59V216L57 215V216H55L54 217V219H49L48 221H46L45 219H43V218H45V217H47V216H44V217H42V214H41V211H43L42 209H41V207H35V209L33 210ZM46 211L47 212H52L53 211V209L51 210V209H46ZM57 211V210H56ZM55 211V212H56ZM54 212V211H53ZM186 212H188V211H186ZM57 213V212H56ZM44 215V214H43ZM184 215V214H183ZM188 215V214H187ZM182 216V215H181ZM182 218V217H181ZM193 220V215L189 212V216H188V221H190L188 224H186V225H184V222H182V221H180V218L178 217V219H173L172 221H171V223L170 224H172L170 227H168V232H166V235H165V237L164 238H166V239H164V240H170V239H172L173 238V236L175 235V234H177L178 232L181 234L182 233V236L183 237H185V238H187L188 239V237H190V235H191V231H190V223H191V221ZM14 223V222H13ZM252 230L250 229V228H248V233H249V235H251V236H253L252 238L253 239H255V240H257V241H261L262 240V238H260L259 237V234L258 233H254V232H251ZM195 233L194 235H192V238L188 241V247H189V249L190 250H194V249H196L197 247H198V245H199V243H200V239H201V236H200V234H198V230H195V231H193L192 230V233ZM161 233V232H160ZM156 234V233H155ZM158 234V233H157ZM202 235V234H201ZM150 236V235H149ZM157 236V235H156ZM159 236V235H158ZM162 236V235H161ZM164 236V235H163ZM155 237V236H154ZM160 238V237H159ZM167 264H172L171 263V261H169L168 260V262H167ZM180 264V263H179ZM183 264V263H182Z\"/></svg>",
  "mask_w": 264,
  "mask_h": 264
}]
</instances>
